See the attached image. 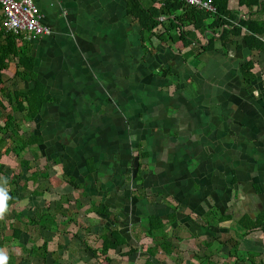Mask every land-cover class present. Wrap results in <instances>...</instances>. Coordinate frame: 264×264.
Masks as SVG:
<instances>
[{"label":"crops","instance_id":"0c3cea01","mask_svg":"<svg viewBox=\"0 0 264 264\" xmlns=\"http://www.w3.org/2000/svg\"><path fill=\"white\" fill-rule=\"evenodd\" d=\"M34 1L51 33L34 39L11 33L28 52L32 73L21 79L13 72L9 79H19L16 89L21 91L40 85L45 102L32 122L11 113L32 126L39 137L37 154L52 177L68 193H85L89 203H105L116 213L124 199L134 218L131 229L141 231L131 239L140 234L145 244L150 242L144 235L147 226L143 230L140 223L174 213L170 232L186 244L185 251L191 252L188 243L198 240V248L192 244L195 253L211 259L199 256L195 264H221L224 255L216 239L226 230L218 218L235 205V191L244 190L242 215L264 210V53L247 47L245 30L234 39L238 48H222L216 41L211 51H203L209 31L195 33L188 47L165 37H142L126 0ZM140 1L151 6L149 0ZM231 1L235 23L250 18L264 27L261 7L249 13L237 0L230 7ZM257 38L264 42V34ZM248 61L251 81L242 72ZM135 157L138 180L121 191ZM129 187L136 189L130 196ZM88 189L95 192L89 195ZM203 215L208 217L204 222ZM181 224L187 231L179 233ZM252 235L241 246L264 248L263 235H258L261 244ZM174 244L168 249L177 255L182 250Z\"/></svg>","mask_w":264,"mask_h":264},{"label":"trees","instance_id":"16d2710c","mask_svg":"<svg viewBox=\"0 0 264 264\" xmlns=\"http://www.w3.org/2000/svg\"><path fill=\"white\" fill-rule=\"evenodd\" d=\"M126 1L128 15L138 22L141 28L142 37H146V35H148V39L152 37H156L157 39L165 37L173 43L181 42L184 47H188L194 44L193 36L195 33L203 35L205 32L209 31V34L205 35L206 42L203 51H211L214 50L216 41L219 42L222 48L227 46L238 48L239 45L234 39L241 36L243 30H245L247 33L244 34L242 40L247 47L251 51L264 53V42L257 38V36L264 34V27L260 25L257 20L250 18H242L235 23L237 21V13L228 8V4L231 0H208L211 1L215 9L214 12L199 10L187 5L181 0H149L151 2L149 8H145L140 0ZM237 3L239 7L246 8L249 13L253 8L258 9L261 7V10H264V2H260L259 0H237ZM161 17L167 18L169 29L165 28V22L157 20V18ZM159 27L164 28V31L158 34L157 30ZM171 31L174 32L173 35H171ZM144 40L145 39L143 38V41ZM19 41L18 37L6 32L0 25V176H4L10 185L16 187L17 184L10 175L1 171V167L3 166L1 158L12 154L14 157L20 159L18 163V166L20 167L19 169L25 168L28 172L31 170L30 161L24 159L23 155L28 149L33 147L36 148L39 137L36 136L31 129L28 137H23L19 130L21 121L15 119L11 111L21 113L23 115V121L32 122L45 102L44 93L42 91L43 88L36 83L27 91H21L20 89L10 90L9 87L5 88V76L9 72L11 63H14L15 66V71L12 74L13 78L24 79L29 73H32V66L27 65V61L30 62L28 52L25 51L22 45H19ZM252 69L253 64L250 61L246 62L242 67V72L246 76L245 79L249 81L254 79L253 74H251ZM16 176H20V173ZM21 177H23V175ZM49 178L50 176L47 172L45 174L43 171H33L29 176L24 178V183L20 189L27 188L25 182L29 183L31 181L32 184L38 185L39 183L42 184L41 181H47ZM137 180L138 174L136 176V181ZM66 184L70 185L75 191L79 188L78 185L68 181ZM140 189L142 190V187ZM32 193L36 196L42 194V192L37 189L33 190ZM82 194L83 197H87L85 193ZM16 200H20V198L19 196L14 195L13 202H10L11 205L14 204ZM74 202L77 207L82 206V202L79 199L75 198ZM68 209L69 207H64L63 205L56 203L53 212L48 208L43 214V211L40 210L38 214L35 213L36 217L28 216L27 221H21V215L15 213V219L23 224L25 230L29 226H41V222L45 220L49 224L50 231H53L55 232V235H58L59 227H57L58 224L55 221L56 217L61 215L65 218L60 223H68L69 218L65 216ZM90 209L106 222V226L109 225L107 223L111 224L105 228V232L99 236L100 246L98 248H94L91 244L82 241L85 249L92 254L96 261L100 260V264H111L113 253H117L121 258H131L132 256H135L139 249H141V245L139 244V246L135 247L132 246L130 243L129 232L126 230L121 231L123 226H119L118 222H115L113 219L115 216L118 218V214H113V211H110L105 203L95 204L90 202ZM232 219L233 215L231 213H226L219 216L218 223L230 222ZM4 223V219L0 220V232L3 230L2 226ZM174 223H176V216L174 213L164 220L157 217H151L149 219V228L144 235L150 242L149 244L142 242V244L146 246L145 250L148 255L143 264H154L150 259L153 258L159 260L156 255L158 251L161 250L164 252V250H167L168 246H170V239L167 237L168 230L169 228L173 229L171 225ZM235 223L237 229L239 230L240 228L238 231L241 232L240 234H236L235 238L230 236L224 241H221L220 239L216 240L220 243L221 247L223 246L225 249L227 248V254L229 257H234L235 264H264V259L261 258V255L243 249L240 243L241 240L253 233H261L264 237V210L258 212L253 217L248 214L241 215ZM22 234H24L22 229L19 227H13L10 237L0 236V249L8 247V244H11L14 241L18 242ZM10 240L12 242H10ZM210 242L206 243V247L211 246ZM56 247L57 250H59L63 249L65 246L57 243ZM125 248L127 251L120 252ZM48 253L47 241H43L34 252V254L39 256L42 264H46ZM199 256H202L203 259L211 263V259L203 256L202 253L194 254L195 259L199 258ZM208 262L206 263L209 264ZM53 263L61 264L56 263L55 261H53Z\"/></svg>","mask_w":264,"mask_h":264},{"label":"rangeland","instance_id":"374dc122","mask_svg":"<svg viewBox=\"0 0 264 264\" xmlns=\"http://www.w3.org/2000/svg\"><path fill=\"white\" fill-rule=\"evenodd\" d=\"M235 5H236V1L235 0L231 1L230 7H234ZM13 72H14V68H10L9 73L7 74V76H5L7 77L5 88L9 87L10 90L21 87L20 84L21 81L18 82L19 79H13V78L9 79L10 73ZM11 112L17 118L20 116L19 115L20 113H18L17 111H11ZM30 129H32V126L31 128H29L27 126H24L23 124H20L19 130H20V134L23 135V137H28ZM37 153H38L37 149L33 147L28 149L23 155L24 159L30 161L31 170H29L28 172L25 168L19 169L20 167L18 166V163L20 159L14 157L12 154L8 155L7 157L1 158V162L3 163V166L1 167V171L5 174L10 175V177L16 182L17 187L14 185H10L9 182L6 185L10 199L7 202L9 203L8 209L4 216L5 223L2 226L3 230H1L2 232H0V236L10 237L12 234L13 227H19L20 229L23 230L24 233L22 234L18 242L15 241L12 242L10 240V242L12 243L8 244V247L3 249L8 256L7 264H42L41 259L39 258V256L34 254V252L37 250V247L42 244L43 241H47L48 243L49 253L46 258V264H54L53 261L61 264H100V260H98L99 262L96 261V259L92 256V254L87 249H85V246L82 243V241L86 242L87 244H91L94 248H98L100 246L99 236L103 234L105 232V228H107L111 224L107 223L109 225L106 226V222H104L101 217L97 216L96 213L90 209V203L86 200L85 197H83V194L81 192L70 194L68 193L69 190H67L66 186L61 187L60 185H64V183H61L60 181L58 182L59 178L52 177L53 173L51 172V169L45 167L44 165L45 160ZM58 162H60V159H58ZM33 171H38V172L43 171L45 172V174L47 171L48 175L50 176V179H48L47 181L43 180L41 181L42 184L39 183L38 185L32 184L31 181L29 183L25 182L27 188L21 190L20 187L24 183V178L29 176V174ZM19 173L20 176H16ZM22 175L23 177H21ZM0 178H4V176H0ZM35 189L41 191L42 194L40 196L34 195L32 192ZM14 195L19 196L20 200H16L14 204L11 205L14 199ZM75 198L79 199L81 202H83V198H85L86 203H82L81 207H77L76 203L74 202ZM98 201H99L98 199L95 200V202ZM56 203L63 205L64 207H69L68 212L65 214V216L69 218L68 223H64V224L60 223L61 221L64 220L65 217H62L61 215L56 217L55 221L58 224L57 227H59V231L57 230L58 235L57 234L55 235V232L50 231L51 229L49 227V224L45 220L41 222V226L33 225L27 227L25 230L23 224L16 221L15 219V213H19L21 215V221H27L28 216L36 217L35 213L38 214L40 210L43 211V214L45 213V210H47L48 208L51 210V212H53ZM166 203H171V202H169L168 200L166 201ZM228 207H230L228 212H231L233 214V219L240 216L239 210L242 207H238L236 204L234 206L232 205ZM255 208L257 210V207ZM115 213L116 211L113 212V214ZM214 215L216 214L214 213ZM206 219H208V217L205 218V215L201 217V221L203 222ZM219 227L223 231L226 230L225 233H221V235L219 236V239L221 241L227 240L230 236L235 238L236 234L241 233L238 232L240 228L239 230L237 229V225L235 224L234 221L220 223ZM178 228H179V233H182V231H180L181 229L183 231H187L184 229L183 224H181ZM170 230L171 228H169L168 233L170 232ZM138 232L141 233V231L137 229H130L131 235L129 234V238L131 241L130 243L132 244L133 247L139 246V244L141 245V249H139V251L136 253L134 258L132 257V260L129 259L127 261V258L122 259L120 256L117 255V253L116 254L113 253L112 254L113 260L111 264H143L144 263V260L148 257V255L145 250L146 246L142 244V240H140L139 238L142 237V235L138 234L139 235L138 238H134L133 236V239H131L132 235H135ZM174 234L176 233L170 232L168 234L170 235L168 238L170 239L169 243L171 244V242H174L175 243L174 245L178 247V250L180 249L182 251L176 255L173 254L172 251L169 250L168 248H167L168 251L164 250V252L159 250L158 253L156 254L159 260L151 258L150 260L152 261V263L186 264L188 262H191V264H195L196 261L194 259V253L198 249L192 248L193 246L192 244L195 243V246L198 248L200 242H198V240L197 241L193 240L192 242H190V244L188 243L189 246L188 249H190L191 252L189 250L185 251L186 244L180 243L179 242L180 238L173 236ZM258 235L261 236L262 234L258 233L256 235H252V237L255 242L261 244L262 242L261 243L258 242L260 241L258 240L259 237ZM57 238H58V242H57ZM57 243H60L65 247H63V249L57 250L56 247ZM241 247L251 253L255 252L261 255V258L264 255L263 254L264 248L263 247L261 248V246H255L254 243L252 246H250L249 244L247 246L242 245ZM220 248L222 251L221 252L222 256L224 255L223 258H219V260L222 259L223 261L221 264H235L234 257H229V255L227 254L228 253V250H226L227 248L225 249L223 246L221 247V245ZM126 250L127 249L125 250L123 249L120 252H125ZM260 250L263 251L262 254ZM170 255H173V258H169L168 256ZM192 258L194 261L192 260ZM212 264H215V262H213Z\"/></svg>","mask_w":264,"mask_h":264},{"label":"built area","instance_id":"2783aa9c","mask_svg":"<svg viewBox=\"0 0 264 264\" xmlns=\"http://www.w3.org/2000/svg\"><path fill=\"white\" fill-rule=\"evenodd\" d=\"M182 2L206 12L215 9L208 0H181ZM0 23L9 33L34 39L51 33L41 22V15L34 0H0Z\"/></svg>","mask_w":264,"mask_h":264},{"label":"flooded vegetation","instance_id":"af4514ba","mask_svg":"<svg viewBox=\"0 0 264 264\" xmlns=\"http://www.w3.org/2000/svg\"><path fill=\"white\" fill-rule=\"evenodd\" d=\"M133 162V159H132V161H131V163ZM133 166V165H132ZM131 174H132V172H130V180L129 181H126V182H124L123 183V185H121V187H120V190L122 189V187L126 184V183H132V181L134 182V181H136V178L134 179V180H132L131 179ZM236 178H238V177H236ZM128 186H125V188H124V190L127 188ZM130 188V187H129ZM123 190V191H124ZM136 189H134V188H130V190L128 191V196H130L131 195V193H133V191H135ZM243 188L241 187V190L240 191H238V190H236L235 191V193L233 194V201H234V204H236L238 207H241V204H240V202H241V197L243 196ZM88 193H89V195L90 194H93L95 191H90V189H88V191H87ZM97 193V192H96ZM123 201H125L124 199H122L121 201H120V204H119V208H118V211H117V214H118V218H116V216L115 217H113V219H114V221L115 222H118V224H119V226L121 225V226H123L122 228H121V231H129L131 228H134V218H133V216H132V213H130V211H129V209H127V207L124 205L125 204V202H123ZM242 203V207L243 208H241L240 210H239V213H240V215H242L243 214V212H244V210H245V205H244V203L243 202H241ZM237 212V211H236ZM225 213H228L227 211L225 212ZM231 213V212H230ZM116 214V213H115ZM233 215V214H232ZM205 218H206V216H205ZM113 223V222H112ZM141 224V226L143 227V225H144V223L143 222H141L140 223Z\"/></svg>","mask_w":264,"mask_h":264},{"label":"clouds","instance_id":"9594fccd","mask_svg":"<svg viewBox=\"0 0 264 264\" xmlns=\"http://www.w3.org/2000/svg\"><path fill=\"white\" fill-rule=\"evenodd\" d=\"M8 181L6 178H0V220L4 219V216L8 209V190L6 188ZM8 256L3 249H0V264H7Z\"/></svg>","mask_w":264,"mask_h":264},{"label":"water","instance_id":"95a60500","mask_svg":"<svg viewBox=\"0 0 264 264\" xmlns=\"http://www.w3.org/2000/svg\"><path fill=\"white\" fill-rule=\"evenodd\" d=\"M157 20L158 21H163V20H166L165 18H163V17H161V18H157ZM138 167H139V161H138V158L137 157H135L134 159H133V166H132V169H131V172H132V174H131V179L132 180H134L135 178H136V175H137V172H138ZM130 182L129 183H126L123 187H122V189H121V191H123L124 190V188H125V186H130ZM144 223V222H143ZM146 226H147V230H148V228H149V218L148 217H146L145 218V223H144ZM142 229L144 230V227H142ZM145 229V230H146Z\"/></svg>","mask_w":264,"mask_h":264}]
</instances>
